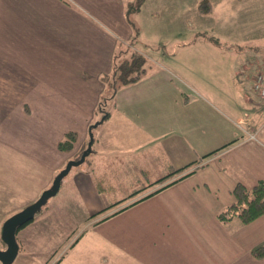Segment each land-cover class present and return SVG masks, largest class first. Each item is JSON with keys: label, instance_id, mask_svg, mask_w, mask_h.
<instances>
[{"label": "rangeland", "instance_id": "374dc122", "mask_svg": "<svg viewBox=\"0 0 264 264\" xmlns=\"http://www.w3.org/2000/svg\"><path fill=\"white\" fill-rule=\"evenodd\" d=\"M201 1L203 0H144L140 13L130 15L134 27L140 25V32L138 36L135 32L130 41L123 40L133 42L137 47L141 45V49H148L151 54L156 55L165 49L174 54L168 66L174 69L176 74H171L170 86L167 85L163 104L168 111V119L163 122L162 116L159 115L158 119L153 116V123L148 125L146 130L130 127L119 130L116 134V117L112 115L105 118L107 110L112 111L113 104H95L97 101H94L99 94L105 95L102 96V102L105 99L112 101L114 88L110 81L104 82L101 90L94 89L87 100L85 93L66 91L64 94L51 90V84L45 83L49 82V77L42 74L39 76L38 71H35V77H28L29 72L17 69L20 74H27L18 75L15 68L9 67V62L0 54V144L10 146L5 162H0L3 170L0 176L4 177L3 183L8 186V201H19L17 208L5 205L6 209H10V214L5 216V220L38 199L41 193L52 185L56 175L70 159L81 157L90 140L89 128L103 118L106 119L92 130L95 151L87 156V161L72 167L64 177L60 191L49 199L31 222L20 229L19 238L23 244H20V252L11 264H114L116 261L113 251L106 252L111 261L100 258L103 249H110L111 243L96 236L94 223L102 216L93 213L94 210L97 207L102 208V202L115 203L112 201L130 196L136 185L144 186L143 181L146 179L152 184L153 177H157L155 175L168 171V168L162 166L150 168L147 172L140 170L135 152L146 151L150 144H154L151 148L153 149L162 143L165 150V155L160 157L162 165L165 159L172 161V157H175L179 160L186 152L172 150L174 147H171V151L167 153L164 142L175 137L182 138L186 143L193 140L199 144L195 136H203L202 144L208 138L206 149L211 147L220 151L223 145L236 138L254 139L259 136L261 130L258 127L264 120V112L252 117L258 108L255 106L252 109L253 107L245 104V98L247 95H253L264 100L260 91H257V95L252 90V83L256 82L260 73H264V42L258 41L264 40V0H243L244 6L240 7V13L232 10L235 17H225L228 22L224 24V32L233 37L230 44L225 46L229 52L226 58L234 55L236 49H240L246 57L236 53L240 61L232 64L230 73L224 69L222 75L219 71V74H216L211 67L215 50L209 41L221 31L215 24L220 23L222 17H211L209 12H201ZM123 50L125 47L119 51ZM150 62L152 61L148 58L147 63ZM224 63L227 66L228 61L225 60ZM236 64L239 66L237 69ZM7 66L8 74L5 72ZM85 71L90 73L89 70ZM109 78L110 76L107 79ZM70 79L78 84L81 77L73 76ZM225 80H228V84ZM151 82L154 84L153 78ZM235 83L238 86H235ZM95 86L94 80L90 79L89 87ZM66 88L69 89V86ZM132 88L133 86H122L119 90L122 89L123 93L129 89L125 94L131 95ZM249 99L252 101L250 96ZM254 103H259L264 110V101L254 100ZM157 106H154L155 109ZM248 113L250 116H247ZM97 117L100 118L96 119ZM156 121L163 122L159 126L160 132L157 130ZM65 131L77 133L73 148L69 151L56 146V140L60 142L66 138ZM161 135L163 137H160ZM81 136L84 141L80 139ZM156 138L161 141L157 142ZM208 172L209 169L204 167L183 180L193 184L202 183L208 180ZM87 174L91 176L94 186H98V180L103 178L99 186L103 193L98 192L97 197L92 198L94 194H88L85 183L84 202V187L82 185V189L80 183H83L82 180ZM23 192V198L16 197L20 193L22 196ZM219 196L220 202L225 203L229 194L220 192ZM101 212L98 210L96 213ZM240 222L235 220L229 223L224 230L230 233L215 238L220 241L222 250L227 246L232 247V244L224 239L225 236H234L235 243L244 244L245 250L247 247L251 249L264 239V217L245 227L239 225ZM88 230L91 234L89 233L87 238L85 233ZM248 242L250 244H246ZM133 249L135 247H131V250ZM163 249L164 247L153 249L152 255L161 257ZM181 252L185 256L182 262L189 261L190 256H195L196 262L201 264H214L218 261L217 253L205 243L202 246L197 244L194 248L186 245ZM244 252L235 248L227 249L224 252L225 264L245 263L249 258ZM178 255L179 252L168 258ZM121 258L125 264H143L136 257ZM233 259L238 262L235 263L236 260ZM161 263L159 259L158 264ZM221 263L219 260L218 264ZM0 264L5 263L0 261Z\"/></svg>", "mask_w": 264, "mask_h": 264}, {"label": "crops", "instance_id": "0c3cea01", "mask_svg": "<svg viewBox=\"0 0 264 264\" xmlns=\"http://www.w3.org/2000/svg\"><path fill=\"white\" fill-rule=\"evenodd\" d=\"M131 1L0 0V54L9 62V67L15 68L18 75H27L26 73L20 74L18 71L23 70L30 73L28 77H35L34 73L38 71L39 76L42 74L49 77V82L45 81V83L51 84L49 87L51 90L64 94L66 91L67 93H85V98L87 97L88 100L90 99L89 94L94 89L95 91L101 90V86L107 82L105 76L113 70L115 55L121 48L125 47V50L129 51L133 49L140 51L147 60L149 58L152 62H146L147 71L137 81L122 85L124 87L133 86L131 95L125 94L129 89L123 93L122 89L124 88L118 89L114 95V106L109 117L112 115L116 117L115 123L118 126L115 131L116 134L119 133V130L122 131L130 127H140L146 130L148 125L153 123L154 117L158 119L159 115L162 116L163 122L168 117V111L163 104H165V92L170 86L171 74L173 76L176 74L174 69L168 66V62L174 54L169 49L158 52L156 55L151 54L148 49H144L145 51L141 49V45L137 47L132 42L123 40L128 39L130 41L136 32L133 22L127 16V8ZM201 2L199 3L200 11ZM243 6V0H209L208 9L201 11L209 12L211 17L213 15L222 17L220 23L215 24L221 31L212 36L214 39H209L211 47L215 50V58L211 67L216 74H219L217 71L221 72V75L225 71L231 72L232 64L240 61L239 55L236 53L246 57L240 49H236L234 55H230L229 59L226 58L229 53L226 45L230 44L233 37L224 32V24L228 22L225 17H235L232 10L242 11L239 9ZM139 13L140 9L133 14ZM258 41L264 42L263 39ZM225 60L228 61L227 66L224 63ZM259 60L262 59L259 58ZM9 67H6V74L9 73ZM237 67H239L238 64H236V69ZM85 70H89L90 73ZM67 75L70 78L76 76L81 77V79L76 84L70 78L64 77ZM152 78L154 84L151 82ZM90 79L96 83L95 87H89ZM225 81L228 84V80ZM253 84L254 82L252 83V90L259 95ZM234 85L238 86L237 83ZM66 86H69V89ZM103 95L99 94L98 98L94 100L97 101L95 104L102 103ZM254 100L264 101L262 98L258 99L253 95L246 96L245 104L253 107L252 109L255 106L258 108L252 117L259 112H264L263 107L259 103L255 104ZM26 105L30 106V104ZM153 105L159 106L155 109ZM143 106L147 108L144 109ZM22 111L25 112L24 105ZM247 116H250V113ZM98 118L100 117L96 119ZM253 119L256 120V118ZM156 122L157 130L160 132L159 126L163 122ZM261 123V126L258 127L261 130L259 136L255 137V134L250 132L251 135L254 134V139L236 138L230 144L227 143L228 146L219 152L206 157L204 160L206 164L201 168L207 167L209 169V176L206 178L208 180L197 184L180 180L164 188L160 193L132 205L104 221L99 220L107 216L106 213H111L120 206H115L108 212H104V216L101 213L102 218L98 217V223H94L96 236L108 240L111 246L110 249H103L100 258L104 257L111 261L112 259L106 252L113 251V257L116 261L114 264H125L122 256L136 257L143 264H158L159 259H161V264H190L189 262L201 264L196 262L195 256H190L189 261L182 262L185 256L181 250L185 249L186 245L194 248L197 244L202 246L205 243L209 249L217 253L218 261L221 260V264H225L224 252L227 249L235 248L244 252V244L235 243L234 236L224 237L226 241L232 244V247L227 246L225 250L220 248V241L215 238L230 233L224 230V227L235 220H240L234 218L230 222L223 223L220 222L217 215L233 202L232 189L237 182L253 185L258 179H264V120ZM152 129L156 131L154 128ZM202 138L203 136H195L199 144L193 140H188L186 143L183 142L182 138L177 137L164 142L167 153L171 151V147H174L172 150H186V152L179 160L175 157H172V161L165 159L162 165H160L162 160L160 157L165 155L164 146L161 143L151 149L154 144H150L146 151L135 152L137 166L140 170H149L161 166L168 168L170 162L177 166L185 164L189 160L199 159L204 154L214 150L211 147L206 149L205 144L208 142V138L203 144ZM80 139L83 140L82 136ZM156 141H161V139L156 138ZM101 142L103 143V140ZM58 143L59 141L56 140V146ZM107 145L112 146L111 144ZM9 150V145L0 144V162H5ZM2 172L0 166V174ZM90 177L89 174L85 175L82 180L83 183H80L81 187L82 185L84 187V202L85 183L87 191L94 194L92 198L97 197L98 193L94 192ZM2 178L4 177L0 176V222L10 214V209L5 208L6 204L9 208L10 206L11 208L19 206V201L16 199L8 201V186L4 185ZM156 186L160 187L161 185ZM155 187H151L147 191ZM147 191L129 199L127 203L146 194ZM220 192L229 194L225 203L219 200ZM24 195L23 192L22 196L20 193L16 197L23 198ZM102 203L104 204V202ZM100 206L102 207V204ZM239 225L245 227L250 224L246 225L240 222ZM2 227L3 223H0V248H6L7 245L2 239ZM89 233L90 231L88 234L86 233L87 238L91 234ZM17 234L19 238V232ZM19 241L22 246L23 241L21 242L20 238ZM131 247H135V249L131 250ZM162 247L164 249L161 257L152 255L153 249ZM143 248L145 249L141 255ZM120 250L125 252H119ZM178 252V256L168 258ZM250 252V247H247L244 253L249 260L242 264H264V259H255ZM218 261L214 264H218ZM237 262L236 260L235 263Z\"/></svg>", "mask_w": 264, "mask_h": 264}, {"label": "trees", "instance_id": "16d2710c", "mask_svg": "<svg viewBox=\"0 0 264 264\" xmlns=\"http://www.w3.org/2000/svg\"><path fill=\"white\" fill-rule=\"evenodd\" d=\"M143 2L144 0H136L135 2L131 1L129 3L127 8V16L129 19H130V15H132L134 12L138 11L141 8ZM208 7H209V0H203L200 4L201 11L207 10ZM135 31H136V35L138 36V33L140 32V27L135 25ZM146 62H147L146 56L138 50L133 49L131 51L129 50L118 51V53L115 55L113 70L105 76L106 80L108 82L110 81L109 83L114 88V92L111 97L112 101L109 100L106 101L105 99L101 104H107V103L113 104L114 95L117 93L118 89L122 85L135 82L142 75L146 73L147 71ZM109 76L110 78L108 80L107 78ZM101 110H103V105L101 106ZM105 114H106L105 118L108 117L110 115V110H107V113ZM76 135L77 133L75 131L67 132L66 138L64 137L65 139L64 138L61 139L60 142L58 143L59 148L67 151L71 150L73 148V144H74L73 141L76 139ZM233 141L234 140L228 142V144H230ZM228 144L223 145L222 149L228 146ZM93 151L95 150H92L89 155H91ZM217 152H219L218 149H214L213 151L204 154L199 159H194L191 161L189 160L185 164H181L177 166H174L172 162H170L167 173L165 174L161 173V175L160 174L155 175L157 177H153L154 180L152 184L148 183L149 179H146L145 181H143L145 185L142 187L141 185H136L137 187L131 192L130 196L112 201L115 203L108 204L104 202V204H102V208L100 209L96 208L93 213H96L98 210H101L102 211L101 213L108 212V210H111L113 207L120 206V208L114 210L111 213L109 212L107 216H104L102 219L99 220V221H104L112 217L114 214L128 209L132 205H136L137 203L160 193L164 188L173 185L174 183L180 180L185 179L187 176L191 174H195L197 172V169L205 166L206 163H204V160L206 159V157H209L212 153L214 154ZM86 159L85 161H87ZM147 171L148 170H146V172ZM148 176H150V174ZM102 180L103 178L98 180V186L92 185L94 192L96 193L101 192L99 186L102 184ZM156 185H161V186L157 187ZM151 187H155V188L147 191ZM145 191H147L146 194L134 199L130 203L129 202L127 203V201H129L128 199L135 197L139 195L141 192H145ZM89 193L90 192L88 191V194ZM232 193L234 195L233 202L229 206H227L226 209L219 212L217 215V217L220 219V222L226 223V222H230L234 218L235 219L238 218V220H240L243 224L248 225L258 220L260 217H264V179H258L253 185H248L244 182L239 181L234 185L232 189ZM43 208L41 210H43ZM32 220H30L29 222H31ZM29 222L24 224L22 227L26 226ZM21 228H19L18 231H20ZM88 232L89 230L86 233L88 234ZM250 254L255 259H264V239L260 241L258 244L252 246Z\"/></svg>", "mask_w": 264, "mask_h": 264}, {"label": "water", "instance_id": "95a60500", "mask_svg": "<svg viewBox=\"0 0 264 264\" xmlns=\"http://www.w3.org/2000/svg\"><path fill=\"white\" fill-rule=\"evenodd\" d=\"M103 120L104 118L100 122L91 125L90 140L81 157L78 159H70L67 162L66 166L56 175L52 185L49 188L45 189L38 199L28 204L21 210L15 212L5 220L2 227V239L7 246L6 248H0L1 262L5 264H11L15 261L20 251V243L17 239V232L20 226H23L30 220L34 219L36 214L41 211V209L49 201V199L60 191L62 181L64 177L71 171L72 167L74 165H79L85 161L86 157L93 150L92 145L94 141V133L92 130Z\"/></svg>", "mask_w": 264, "mask_h": 264}, {"label": "built area", "instance_id": "2783aa9c", "mask_svg": "<svg viewBox=\"0 0 264 264\" xmlns=\"http://www.w3.org/2000/svg\"><path fill=\"white\" fill-rule=\"evenodd\" d=\"M256 91H260L262 96H264V73H260L256 78V82L253 84Z\"/></svg>", "mask_w": 264, "mask_h": 264}]
</instances>
